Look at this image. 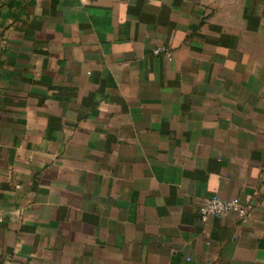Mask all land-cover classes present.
I'll return each instance as SVG.
<instances>
[{
  "label": "crops",
  "instance_id": "1",
  "mask_svg": "<svg viewBox=\"0 0 264 264\" xmlns=\"http://www.w3.org/2000/svg\"><path fill=\"white\" fill-rule=\"evenodd\" d=\"M0 264H264V0H0Z\"/></svg>",
  "mask_w": 264,
  "mask_h": 264
},
{
  "label": "built area",
  "instance_id": "2",
  "mask_svg": "<svg viewBox=\"0 0 264 264\" xmlns=\"http://www.w3.org/2000/svg\"><path fill=\"white\" fill-rule=\"evenodd\" d=\"M153 53H163L168 58L171 56V50L169 47L162 45L153 48ZM251 209L250 204H244L238 197L223 198L219 195H210L205 198L203 202L198 205L199 218L205 221L208 217H219L226 212H233L238 217H246L249 215Z\"/></svg>",
  "mask_w": 264,
  "mask_h": 264
}]
</instances>
